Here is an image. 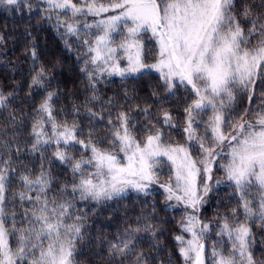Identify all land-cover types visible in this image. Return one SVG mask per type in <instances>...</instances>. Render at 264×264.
I'll return each instance as SVG.
<instances>
[{"label": "snow or ice", "instance_id": "obj_1", "mask_svg": "<svg viewBox=\"0 0 264 264\" xmlns=\"http://www.w3.org/2000/svg\"><path fill=\"white\" fill-rule=\"evenodd\" d=\"M0 9V264H264V0Z\"/></svg>", "mask_w": 264, "mask_h": 264}, {"label": "trees", "instance_id": "obj_2", "mask_svg": "<svg viewBox=\"0 0 264 264\" xmlns=\"http://www.w3.org/2000/svg\"><path fill=\"white\" fill-rule=\"evenodd\" d=\"M14 23H19L18 21H15L14 18L12 16H10L9 14H7L6 12H4L2 9H0V26H3L5 24H7L9 26V30L12 29V26ZM20 29L18 28L17 31H19ZM44 37L47 38V41L49 43V47L51 49H56L58 47H62L63 45L62 44H59L58 41H56L53 37H54V34L52 35H49L48 33H44L43 34ZM8 48H9V58L12 59L13 61H16L18 56H19V51H17L15 48H14V44L12 41L9 42V45H8ZM11 51H16L17 54L16 55H11ZM69 63H71V61H69ZM6 70L4 69L3 67V64L0 63V75H3L4 72ZM118 84V81L117 83H114L112 85H110V88L109 89H105V91H108L109 94H111V89L112 88H115ZM175 135V133H174Z\"/></svg>", "mask_w": 264, "mask_h": 264}]
</instances>
